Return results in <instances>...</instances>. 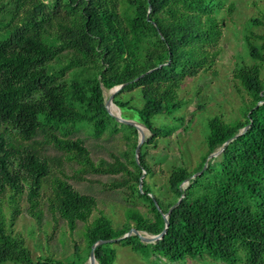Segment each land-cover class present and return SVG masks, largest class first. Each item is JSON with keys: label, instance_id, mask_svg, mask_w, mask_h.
<instances>
[{"label": "trees", "instance_id": "16d2710c", "mask_svg": "<svg viewBox=\"0 0 264 264\" xmlns=\"http://www.w3.org/2000/svg\"><path fill=\"white\" fill-rule=\"evenodd\" d=\"M60 3L70 16L51 34L46 27L51 21L50 11L44 9ZM217 3L0 0V195L7 188L13 195L26 188L30 209L37 214L42 182L50 172L45 157L29 145L14 147L7 131L23 140L32 139L40 131L41 144L80 157L88 155L80 138L51 132L58 123L72 126L83 122L94 135L107 129L127 130L133 135L132 154L124 155L137 170L136 178L140 180L143 171L149 174L144 149L170 131L168 126H154L153 118L180 108L177 91L183 79L209 67L216 54L211 48L222 33L221 22L213 13ZM22 8L23 16L17 17ZM253 22L264 26V18ZM260 39L261 43L255 44L250 36L245 37L253 62L238 65L233 71L250 96L243 119L226 124L217 116L208 118L206 151L200 161L191 170L177 166L168 176L173 197L166 202L154 197L156 206L143 177L141 190L150 198L152 218L128 208L127 218L133 225L116 229L107 217L99 215L86 230L89 247L99 239L117 238L132 227L158 234L164 227L163 214L183 194L168 213V226L160 239L145 243L131 234L120 243L130 244L145 257L170 263L207 255L226 264H264V36ZM68 70L72 72L68 85L52 88V78ZM122 83L126 84L114 94V104L120 110H130L122 117L137 120L151 133L141 145L137 160L135 126L118 122L104 105L103 89ZM133 89L139 93L138 106L118 97ZM35 92L40 95L31 99ZM244 126L242 133L223 145L221 153L207 159ZM124 169L128 170L127 163L120 159L93 168L108 173ZM196 172L200 173L191 177ZM185 180L188 183L183 186ZM49 202L70 229L79 221H87L96 206L93 196L78 192L62 178L55 179ZM8 238L0 217V240L5 241L4 246L17 244L24 264H65L50 257L32 258L22 239ZM111 244L95 247L99 264H114L116 250Z\"/></svg>", "mask_w": 264, "mask_h": 264}, {"label": "rangeland", "instance_id": "374dc122", "mask_svg": "<svg viewBox=\"0 0 264 264\" xmlns=\"http://www.w3.org/2000/svg\"><path fill=\"white\" fill-rule=\"evenodd\" d=\"M42 1L47 3V0ZM27 5L29 4L24 7ZM50 7L44 9L46 12L50 11L51 15V21L46 23V27L54 34L59 29V24L65 23L70 15L63 3L52 6L51 9ZM122 7L120 5L119 10ZM213 13L221 22L222 33L211 48L216 52L212 63L209 67L200 69L196 75L183 79L177 91L182 102L180 108L171 114H158L152 120L154 126L170 127L169 133L157 138L144 149V159L151 169L149 174L144 175L145 182L152 190L148 196L158 197L163 202L173 197L167 181L171 170L177 166L193 169L206 151L204 142L208 132V118L217 116L224 123L231 124L243 119L244 110L249 104L250 96L234 77L233 71L238 65H250L253 62L248 54L245 37L250 36L255 44L261 43L260 36H264V26L254 23L253 19L264 18V0H218ZM23 14L24 8L19 10L17 17ZM71 74L68 70L63 75L54 76L50 86L68 85ZM39 95V92H35L30 98L36 99ZM118 97L128 99L130 104L136 106L141 104L137 89L123 91ZM124 113L131 112L127 109L120 110V114ZM51 132L80 138L88 155L80 157L71 151L58 150L51 144H41L43 134L40 131L30 140L20 139L14 132L7 131L14 147L29 145L45 157L50 165V172L42 182L37 214L30 209L26 188L17 195H13L7 188L0 195V217L4 221L5 232L9 235L8 240L22 239L32 258L41 256L61 260L65 264L72 261L87 264L91 246L89 247L86 230L97 216L104 215L114 228L120 229L134 223L127 218L128 208L152 218V204L140 188V180L136 178L137 170L124 155V152L128 157L132 154L133 135L130 132L107 129L94 135L91 127L83 122L72 126L70 123H58ZM150 135L145 130V140ZM116 159L125 161L128 170L114 173L93 170L113 163ZM56 178L65 179L75 190L91 195L96 200V206L88 220L79 221L74 229H70L66 221L50 206L49 199ZM186 184L183 183V186ZM120 241L119 239L111 244L116 250L114 264H226L207 255L187 257L170 263L163 258L158 260L154 256L145 257L132 250L130 244ZM4 242L0 240V264H24L17 244L4 246ZM76 247L78 256L75 255Z\"/></svg>", "mask_w": 264, "mask_h": 264}, {"label": "water", "instance_id": "95a60500", "mask_svg": "<svg viewBox=\"0 0 264 264\" xmlns=\"http://www.w3.org/2000/svg\"><path fill=\"white\" fill-rule=\"evenodd\" d=\"M161 64H159L157 67H159ZM150 71V70H148ZM138 78V77H137ZM135 78V79H137ZM126 83H122V84H118V85H115L113 86L112 88L110 89H103V93H104V90H108L110 91V95L108 98H105V95H104V105H105V108L107 110V112L113 116L118 122L120 123H125V124H131L133 126H135L136 130H137V137H136V140H137V144H136V147H135V150H134V157L135 159L137 160L138 159V156H139V150H140V147L141 145L143 144L145 138L141 136V126L144 127L146 130L149 131L148 128H146L144 125H142L141 123L137 122L136 120L134 119H131V118H124L119 114H114L112 113L110 110H109V104L113 103V96L116 92H118ZM116 106V105H115ZM247 126H244L243 128H241L239 130V132L234 135L233 137L227 139L223 144L220 145V147L210 153L207 157L210 158V157H213V156H217L219 153H221V151L223 150V145L227 144L229 141H231L232 139H234L238 134L242 133L245 129H246ZM150 132V131H149ZM205 167V165H204ZM198 173L200 172H196L194 173L191 177H194L196 176ZM144 174H145V171L142 172L141 176H140V188H141V179L144 177ZM184 183H188V180H185ZM152 196V195H151ZM183 196V194L180 196V198ZM180 198L177 200V202L175 204H173L166 213L163 214V218H164V227L162 229L161 232H159L158 234H148L147 232L145 231H142V230H138L136 228H130L125 234L117 237V238H110V239H99L97 241H95L94 243H92L91 247H90V252H89V258L91 260V263L90 264H95L97 262L96 258H95V255H94V249L97 245L101 244V243H105V242H114V241H117L119 239H122L126 236H129L131 234H136L140 240L142 242H145V243H153V242H156L158 239H160L162 237V235L165 233L166 231V228L168 226V213L178 204V202L180 201ZM152 199L154 200V203L157 205V202L155 200V198L152 196ZM159 208V207H158ZM99 264V263H98Z\"/></svg>", "mask_w": 264, "mask_h": 264}, {"label": "bare ground", "instance_id": "6f19581e", "mask_svg": "<svg viewBox=\"0 0 264 264\" xmlns=\"http://www.w3.org/2000/svg\"><path fill=\"white\" fill-rule=\"evenodd\" d=\"M104 92H105V93H104L105 96L108 98L109 95H110V91L105 90ZM109 110H110L112 113H114V114H119V113H120L119 107L115 106L114 103L109 104ZM120 115H121V114H120ZM136 121H137V120H136ZM145 130H146V129H145L144 127L141 126V136H142V137H145ZM90 263H91V260L88 259V260H87V264H90ZM95 264H98V262H96Z\"/></svg>", "mask_w": 264, "mask_h": 264}]
</instances>
